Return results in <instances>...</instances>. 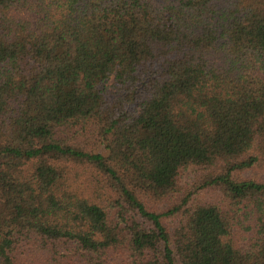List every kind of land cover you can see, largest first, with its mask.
I'll list each match as a JSON object with an SVG mask.
<instances>
[{"label":"trees","instance_id":"1","mask_svg":"<svg viewBox=\"0 0 264 264\" xmlns=\"http://www.w3.org/2000/svg\"><path fill=\"white\" fill-rule=\"evenodd\" d=\"M0 264H264V0H0Z\"/></svg>","mask_w":264,"mask_h":264},{"label":"rangeland","instance_id":"2","mask_svg":"<svg viewBox=\"0 0 264 264\" xmlns=\"http://www.w3.org/2000/svg\"><path fill=\"white\" fill-rule=\"evenodd\" d=\"M112 84V81H110L109 85ZM194 175H193V169H189L187 171H185L182 175V181L183 183H187L188 181H190L191 178H193Z\"/></svg>","mask_w":264,"mask_h":264}]
</instances>
